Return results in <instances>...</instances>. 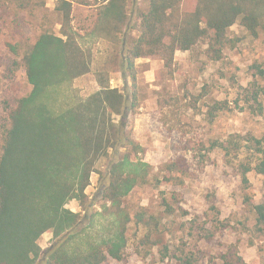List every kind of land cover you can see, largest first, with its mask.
<instances>
[{"label":"trees","instance_id":"1","mask_svg":"<svg viewBox=\"0 0 264 264\" xmlns=\"http://www.w3.org/2000/svg\"><path fill=\"white\" fill-rule=\"evenodd\" d=\"M76 5L97 10L87 36L122 47V75L131 83L130 101L108 84H100L86 98L74 93L73 82L89 74L92 66V54L81 44L85 34L72 26ZM45 6V0H0L5 45L14 57L22 51L21 63L8 59L3 64L5 79L11 81L21 67L27 84L24 91L7 90L0 109V264L121 262L130 222L124 199L135 187L181 186L188 176L180 156L163 163L156 174L141 158L144 149L128 122L138 107L136 61L159 57L169 66L176 52L202 46L206 58L220 61L224 49L239 41L229 37L231 27L237 24L252 38L264 29V0H142L133 13L128 0H57L52 16L58 31L45 26L50 20L43 16L35 42L27 44L19 20ZM242 141L250 147L242 146ZM242 141L230 138L202 147L207 152L219 150L226 159L242 157L247 149L251 157L242 158L237 166L246 189L249 173L264 176V141ZM110 151L118 158L103 177L101 200L112 223L102 237L94 223L98 214L89 215L91 225L83 226L82 213L92 207L86 194L91 175ZM71 201L78 203L79 212L66 208ZM248 202L255 231L263 233L264 197L259 204ZM136 218L141 223L143 214ZM209 224L210 228H201L200 239L211 241L216 231L226 227ZM45 233L52 234L53 242L41 258L39 240ZM189 255L179 263L194 264ZM219 260L245 264L232 247L219 254Z\"/></svg>","mask_w":264,"mask_h":264},{"label":"rangeland","instance_id":"2","mask_svg":"<svg viewBox=\"0 0 264 264\" xmlns=\"http://www.w3.org/2000/svg\"><path fill=\"white\" fill-rule=\"evenodd\" d=\"M56 1L45 0L42 12L19 20L27 44L35 42L43 16L50 20L45 26L58 31L52 16ZM141 5L142 0H128L129 13ZM96 14L95 7L73 8L72 26L85 34L81 44L91 52L92 66L89 74L73 82L72 88L78 97L86 98L100 84H108L124 92L130 101L131 83L122 75V47L86 35ZM229 37L239 41L224 49L220 61L206 58L203 46L176 52L169 66L159 57L136 61L138 107L128 122L144 149L141 158L156 174L163 163L180 156L186 162L188 176L181 186L154 188L147 184L132 190L123 201L130 218L124 258L121 262L109 259L105 264H180L178 260L189 253L194 264H221L219 254L230 247L236 249L245 264H264V232L256 233L248 202H262L264 176L249 173L245 189L237 166L242 158L251 157L247 149L242 157L232 155L227 159L219 150L204 149L213 141L230 138L264 141V29L252 38L236 24L230 28ZM5 41V35L0 33V109L7 90L27 88L21 67L11 81L5 79L3 64L8 59L21 63L22 54L19 51L20 55L14 57ZM119 119L114 117L115 122ZM241 145L250 147L245 141ZM117 158L118 154L110 151L98 163L86 190L92 207L87 214L82 213L83 226L91 225L89 215L98 214L94 223L99 224L102 237L108 235L112 223L101 200L103 177ZM66 208L80 211L76 201L69 202ZM137 213L143 214L141 223ZM211 221L219 228L226 227L216 231L211 241L200 239L201 228H210ZM52 242L51 233L41 236V258Z\"/></svg>","mask_w":264,"mask_h":264}]
</instances>
